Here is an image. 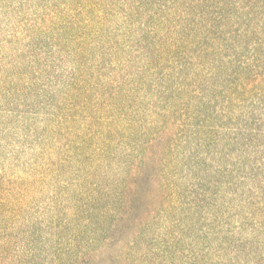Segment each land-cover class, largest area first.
Masks as SVG:
<instances>
[{"label": "trees", "instance_id": "16d2710c", "mask_svg": "<svg viewBox=\"0 0 264 264\" xmlns=\"http://www.w3.org/2000/svg\"><path fill=\"white\" fill-rule=\"evenodd\" d=\"M0 264H264V0H0Z\"/></svg>", "mask_w": 264, "mask_h": 264}]
</instances>
